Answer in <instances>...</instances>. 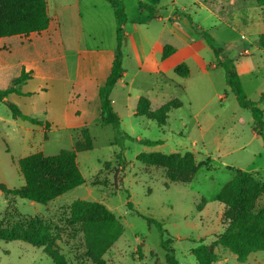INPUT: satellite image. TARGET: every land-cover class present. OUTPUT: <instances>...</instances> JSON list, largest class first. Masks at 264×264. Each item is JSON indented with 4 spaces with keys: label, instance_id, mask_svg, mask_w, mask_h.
<instances>
[{
    "label": "rangeland",
    "instance_id": "obj_1",
    "mask_svg": "<svg viewBox=\"0 0 264 264\" xmlns=\"http://www.w3.org/2000/svg\"><path fill=\"white\" fill-rule=\"evenodd\" d=\"M122 1L126 11L123 33L126 28L131 33L136 30L140 36L148 28L147 19L151 21L149 30L153 36L161 32L162 19L140 12L137 0ZM142 1L152 6L157 0ZM203 1L205 6H198L195 0H178L179 8H185L180 14L190 25L181 35L195 37L200 29L209 33L222 55L220 59L225 57L234 63L246 100L262 110L264 122V98H261L264 94V47L257 44L260 32H264V8L256 7L254 0ZM163 6L168 5L164 3ZM94 21L83 22L85 44L107 45L113 27L105 18ZM163 40L170 39L164 35ZM171 42L174 44L171 46L179 50L171 62H178L175 66L188 62V77L181 78L172 69L165 77L154 74L151 64L157 62L159 55L146 42L143 47L147 57L140 67L138 62L142 58L137 57L136 41L130 42L127 48L125 38L121 60H124L127 76L124 82H116L110 95L112 110L119 119L121 138L115 141L110 125H91L93 148L76 155L85 183L47 205L5 196L0 191L2 226L40 219L49 225L59 252L69 264H94L84 248L80 225L72 223L69 214V205L74 200H86L103 204L123 226L122 235L102 256L105 264H168L167 253L161 247L162 239L168 241L178 264H197L192 251L201 244L213 246L218 257L213 264H264L263 252L252 253L240 262L215 243L227 225L222 217L225 207L217 200L224 184L240 170L264 185V140L253 131L251 111L239 105L226 83L223 68L215 66L216 57L205 40L201 37L191 39V48L181 39ZM193 52L206 64L204 70L190 58ZM19 69L12 72L16 79L20 76L17 75ZM40 84L38 79L23 81L20 90L27 91L30 98L17 95L14 101L22 113L41 120L48 110L54 127H58L70 85L57 83L54 86L46 82L47 91L41 93L36 92ZM140 96L150 99L151 111L172 99H178L181 106L172 109L165 126L160 127L146 117L134 115ZM10 99L12 96L7 102L11 103ZM11 121L5 102H0V185L17 189L24 185L17 163L20 158L37 152L53 156L61 150H70L74 135L62 129L45 132L42 127L19 119L17 124ZM139 140H160L161 144L149 146ZM149 152L181 155L190 152L195 163L202 165L189 183H169L166 170L136 160L138 154ZM119 153L122 158L116 159ZM106 162L109 164L105 168ZM263 208L264 193L257 199L254 211ZM146 218L162 224L166 232L163 238L155 225L147 224ZM0 264L54 263L41 249L30 244L0 241Z\"/></svg>",
    "mask_w": 264,
    "mask_h": 264
},
{
    "label": "trees",
    "instance_id": "obj_2",
    "mask_svg": "<svg viewBox=\"0 0 264 264\" xmlns=\"http://www.w3.org/2000/svg\"><path fill=\"white\" fill-rule=\"evenodd\" d=\"M114 9L116 19V50L111 66L110 74L105 84L99 89L101 103L100 125H110L115 133V141L122 136L119 119L111 107L110 93L116 82L122 77L121 50L125 42L123 27L126 23V14L122 0H106ZM256 6L264 8V0H254ZM140 12L153 14L155 9L137 0ZM46 0H0V39L12 36L39 33L48 27ZM199 36L205 40L216 57V67H222L226 83L230 86L242 108L249 109L253 116V131L264 140L263 112L256 108L253 102L246 100L239 82V75L231 59L223 57L215 46V42L209 33L200 29ZM257 44L264 47V34L259 35ZM175 52L171 45L161 48V60L167 59ZM175 75L185 78L189 76L188 66L182 62L174 67ZM29 78L27 73H21L14 83L5 90H0V102L9 95L29 96V93H21L17 87ZM264 98V94L261 95ZM13 120L27 121L31 125L42 127L46 132L50 123L40 121L24 115L18 107L10 102H5ZM181 102L172 99L161 105L154 111L150 110V100L140 96L135 107V116L146 117L154 121L158 126H165L168 113L172 109L179 108ZM78 137L70 150H61L56 155L45 156L37 152L18 160L19 172L23 177L24 185L17 189H8L0 185V191L5 196L19 197L29 202L47 205L56 198L81 186L85 183L82 173L76 162L77 153L92 150L93 138L89 129L84 127L78 132ZM126 136V135H124ZM46 137V135L44 136ZM127 137V136H126ZM140 142L154 146L161 144L160 140H139ZM121 159V154L115 155ZM136 160L148 166L164 169L169 183L187 184L193 175L201 167V163H195L192 153L163 154L161 152L140 153ZM105 163V168L108 166ZM264 193V185H261L249 173L237 170L228 182L224 184L218 193L217 200L225 207L222 214L227 223L225 229L217 236L216 244L232 253L237 261H245L249 255L256 252L264 253V208L255 212L257 199ZM130 206V203H128ZM70 221L80 225L83 233V245L86 252L92 257L94 264H105L102 256L118 240L123 233V226L114 214L103 204L86 200H74L69 205ZM148 225H155L160 235L166 233L162 224L154 219L146 218ZM56 237L52 235L49 225L40 219L32 218L28 222L14 223L10 227L0 223V241H20L41 249L54 264H69L59 252L56 245ZM161 247L166 254L168 264H178L173 257V250L168 246V241H161ZM197 264H213L218 257L213 246L201 244L192 251Z\"/></svg>",
    "mask_w": 264,
    "mask_h": 264
},
{
    "label": "crops",
    "instance_id": "obj_3",
    "mask_svg": "<svg viewBox=\"0 0 264 264\" xmlns=\"http://www.w3.org/2000/svg\"><path fill=\"white\" fill-rule=\"evenodd\" d=\"M195 1L198 6H205L203 0ZM164 3L168 5L166 8L163 6ZM46 4L49 24L45 30L25 36L0 39V90L15 86L16 76L12 72L19 67L17 75H21L23 72L27 73L29 78L26 81L38 79L42 82L36 92H46L48 87L46 82H51L54 86L57 83H60L61 86L70 85L65 102L61 107L60 118L57 122L59 126L54 127L55 122L48 116V110H45V116L42 120L36 119L50 123L49 130L62 129L74 135L73 140L75 142L78 137L77 132L81 128L86 127L89 129L93 124L100 125L99 89L105 84L110 74L116 50L114 9L106 0H46ZM148 5L155 9L151 15L152 18L162 19L160 20L163 24L161 32L153 36L149 30L151 21L147 19L146 27L148 28L140 36L136 30L131 33L128 29H124L125 46L128 48L130 42L136 41L138 45L137 57L142 58V61L138 62L141 67L147 57L143 47L144 42L150 43V49H155L159 55L157 62L154 61L151 64L153 66L151 69L154 70V74L165 77V73L170 69L173 70L178 63L171 62V59L179 50L177 46H173L175 52L167 59L161 60L160 54L163 45H174L171 41L176 38L181 39L188 48H191L190 40L199 39L200 37L196 33L194 34L195 37L186 34L187 37L185 38L181 35V31L185 32L190 25L180 14L185 8H179L178 0H157L155 5ZM113 17L114 21H112ZM96 18L107 19L108 24L113 27L111 40L107 45L88 46L85 44L82 35L83 22L90 24ZM261 34H264V32H260L259 35ZM164 35H167L170 40L164 41ZM190 58L201 70L205 69L206 64L195 52L192 53ZM123 61L121 60L122 69ZM185 64L189 66L188 62ZM126 76V71L123 69V75L118 81L124 82ZM20 86L21 84L17 89L21 93H28L27 91H21ZM9 96H12L11 103L17 106V102L14 101V98H17L15 94H9L3 102H7ZM26 116L35 118L31 114ZM11 123L17 124L16 120L13 119Z\"/></svg>",
    "mask_w": 264,
    "mask_h": 264
}]
</instances>
